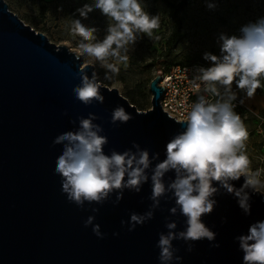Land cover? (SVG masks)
Masks as SVG:
<instances>
[{"label": "water", "instance_id": "95a60500", "mask_svg": "<svg viewBox=\"0 0 264 264\" xmlns=\"http://www.w3.org/2000/svg\"><path fill=\"white\" fill-rule=\"evenodd\" d=\"M82 64L74 51L49 41L0 0V264H159L156 242L159 233L167 231L165 218L174 199L162 198L154 217L131 231L121 221H127L132 211L147 209L150 182L139 193L125 190L118 204L108 200L96 205V213L87 202L80 207L61 191L55 167L62 144L53 140L76 127L79 116L95 112L109 138L106 152L123 151L137 141L160 151L163 158L166 142L186 121H177L162 109L161 73L149 82V109L139 110L118 89L99 80L104 102L84 104L74 87L81 71L92 75L94 70L92 64ZM117 106L132 119L114 124L111 114ZM242 181L243 177L236 183ZM217 199L218 205L203 219L217 231L220 246L213 247L205 238L188 251L183 240H174L184 257L179 264H242L243 253L234 237L246 232L254 220L264 219V197L253 194L251 215L243 213L231 194L222 193ZM90 214L100 223L103 237L91 225L85 226ZM170 218L179 228L185 226L179 212Z\"/></svg>", "mask_w": 264, "mask_h": 264}, {"label": "clouds", "instance_id": "9594fccd", "mask_svg": "<svg viewBox=\"0 0 264 264\" xmlns=\"http://www.w3.org/2000/svg\"><path fill=\"white\" fill-rule=\"evenodd\" d=\"M146 0H92L75 9L76 16L69 27L82 55L93 57L105 68V79L118 74L127 66L130 46L138 38L154 36L160 26V16L145 7ZM206 8L216 10L219 0H204ZM99 9L109 19L106 34L98 37L99 28L84 20ZM218 52L205 50L207 64H197L189 78L191 91L197 99L183 114L186 126L166 142L163 158L160 151L142 147L137 141L123 151H105L108 136L97 122L95 112L78 118V125L60 132L54 144H62L56 158L55 171L61 178V191L80 207L87 202L92 212L106 201L118 204L125 190L139 193L145 183L151 185V203L143 212L132 211L127 221L129 230L152 219L161 208L162 198L174 199L167 231L159 233V264H179L184 257L174 240H183L192 251L194 242L207 239L219 247L217 231L203 219L213 212L222 193L231 194L245 215H251L253 194L264 197V167H253L247 150L249 131L245 120L236 111L237 101L254 97L258 88L264 90V14L241 23L236 31L220 30L215 35ZM111 58V59H109ZM80 82L74 87L75 96L84 104L103 103L99 77L80 72ZM239 90L244 96L238 100ZM132 105V104H131ZM132 119L123 106L112 109L111 121ZM76 124V120L72 121ZM173 173V175H169ZM243 177V181L237 184ZM114 195V199L112 198ZM179 212L185 217L183 228L170 217ZM94 214L84 220L98 237H103L101 225ZM227 220L226 217L223 218ZM118 234V233H114ZM242 251V264H264V219L248 225L246 232L234 237Z\"/></svg>", "mask_w": 264, "mask_h": 264}, {"label": "rangeland", "instance_id": "374dc122", "mask_svg": "<svg viewBox=\"0 0 264 264\" xmlns=\"http://www.w3.org/2000/svg\"><path fill=\"white\" fill-rule=\"evenodd\" d=\"M4 1L8 9L25 24L30 25L37 32L44 33L49 41L64 44L80 56L83 61L81 67L85 63L92 64L101 84L110 88L115 87L129 101H132L133 98L132 104L139 110H146L151 107L149 82L159 68L167 67L168 64L161 63L160 67L149 64L152 60L166 53V42L172 28L171 20L161 0H146L145 3L147 10L159 14V28L154 29L153 37L150 38L144 34L143 38L137 39L135 45L130 46V59L127 66L121 65L120 72L113 74L111 80L105 79L107 70L101 67L98 61L79 52L77 41L80 37H76L74 40L69 31L71 21L79 16L75 9L85 2H92V0ZM261 14H264V0H219L218 8L214 11L206 8L204 0H194L182 12V32L184 35L172 50V56L178 61L190 59L207 64L208 62L203 59L202 54L205 50L218 52L215 43V35L218 31L222 29L230 32L236 31L241 23ZM81 19L87 24L98 26L99 38L106 34V28L110 21L101 14L99 9L90 13L87 19L82 17ZM224 20L226 24L223 23ZM256 92L264 94V90L260 88ZM236 111L245 120L249 131V139L246 143L248 153L253 160V167H264V133L256 131L257 124L252 118H245L241 111L238 109ZM259 113L264 115V109L259 110Z\"/></svg>", "mask_w": 264, "mask_h": 264}, {"label": "built area", "instance_id": "2783aa9c", "mask_svg": "<svg viewBox=\"0 0 264 264\" xmlns=\"http://www.w3.org/2000/svg\"><path fill=\"white\" fill-rule=\"evenodd\" d=\"M197 64L205 63L196 61L189 64H173L157 70V73H161L162 75L158 83L163 87L160 104L162 109L177 121H185L183 114L190 104L197 99V94L191 91L189 82V78L192 75L191 69ZM236 109L241 110L245 118L254 119L257 124L256 131L264 133V115H261L259 111L244 103L239 104L238 101Z\"/></svg>", "mask_w": 264, "mask_h": 264}, {"label": "trees", "instance_id": "16d2710c", "mask_svg": "<svg viewBox=\"0 0 264 264\" xmlns=\"http://www.w3.org/2000/svg\"><path fill=\"white\" fill-rule=\"evenodd\" d=\"M165 5V10L171 20L172 28L171 32L168 36L167 42H166V53L162 55L161 57L156 58L155 60H152L150 62V66H156L160 67L161 63H167V67L173 64H189L192 62L190 59L188 60H176L172 56V50L175 48L177 43L181 40L184 33L182 32V25H183V16L182 12L194 1V0H161ZM226 24V21L223 22ZM130 101L131 103L133 102Z\"/></svg>", "mask_w": 264, "mask_h": 264}, {"label": "crops", "instance_id": "0c3cea01", "mask_svg": "<svg viewBox=\"0 0 264 264\" xmlns=\"http://www.w3.org/2000/svg\"><path fill=\"white\" fill-rule=\"evenodd\" d=\"M238 95L244 96L243 90H239ZM244 104L247 106L255 108V110L258 109L257 111L264 109V94L260 93V92H256L254 97H252V98H247L246 96H244ZM239 111H241V110H239ZM252 120L255 121L254 119H252Z\"/></svg>", "mask_w": 264, "mask_h": 264}]
</instances>
